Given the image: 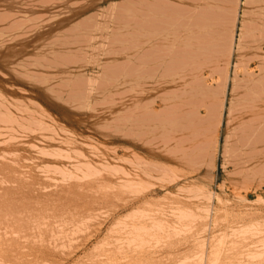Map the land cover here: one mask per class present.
<instances>
[{
	"label": "rangeland",
	"instance_id": "374dc122",
	"mask_svg": "<svg viewBox=\"0 0 264 264\" xmlns=\"http://www.w3.org/2000/svg\"><path fill=\"white\" fill-rule=\"evenodd\" d=\"M242 2L0 0V264H84L105 240L103 264H264V81L239 86ZM195 56L197 73H167ZM53 196L102 226L66 262Z\"/></svg>",
	"mask_w": 264,
	"mask_h": 264
},
{
	"label": "bare ground",
	"instance_id": "6f19581e",
	"mask_svg": "<svg viewBox=\"0 0 264 264\" xmlns=\"http://www.w3.org/2000/svg\"><path fill=\"white\" fill-rule=\"evenodd\" d=\"M240 48H241V45H240ZM11 173V172H10ZM10 175V174H9ZM2 181V180H1ZM7 181V180H6ZM6 183H8V182H6ZM22 185H24L23 183H21ZM26 184V183H25ZM5 185H7V184H5ZM11 185V184H10ZM17 185H18V183H17ZM14 186H16V182H15V184H14ZM19 186V185H18ZM25 186V185H24ZM31 187V186H30ZM68 187V186H67ZM21 188H23V186H21ZM25 188V187H24ZM45 188V187H44ZM59 188V187H58ZM8 190H10L9 188H7ZM20 189V188H19ZM60 189V188H59ZM77 189V188H76ZM14 190H18V189H15L14 188ZM23 190V189H22ZM26 190H27V188H26ZM49 190H51V189H49ZM1 191V190H0ZM20 191V190H19ZM24 191V190H23ZM45 191H47L46 189H45ZM63 191H66L65 189H63L62 190V192ZM110 191V190H109ZM108 191V192H109ZM5 192V191H4ZM44 192V191H43ZM50 192V191H49ZM111 192V191H110ZM7 193V192H6ZM13 193V192H12ZM11 193V194H12ZM23 194H22V197L24 196V192H22ZM26 193V195H27V192H25ZM28 193H29V191H28ZM51 193V192H50ZM57 194V192H54V194ZM64 193V192H63ZM66 193H68V192H66ZM19 194V196H20V194H21V191L18 193ZM61 194V193H60ZM13 195H15V194H13ZM29 195H30V193H29ZM38 195H39V193H38ZM69 196H70V194H68ZM75 195V194H74ZM16 196V195H15ZM15 196H13L14 198H16V200L15 199H12V201H13V204H14V201H17L18 199H19V197H15ZM31 196V195H30ZM40 196V195H39ZM50 196V195H49ZM52 196V195H51ZM57 196V195H56ZM61 196H62V194H61ZM61 196H59V197H61ZM78 196V195H77ZM82 196H84V195H82ZM81 196V197H82ZM0 197H3V196H1V194H0ZM10 197V196H9ZM8 197V198H9ZM21 197V196H20ZM21 197V198H22ZM41 197V196H40ZM43 198H45L46 199V197H44V196H42ZM64 197V196H63ZM72 197V195L70 196V198ZM74 197V196H73ZM80 197V196H79ZM4 198V197H3ZM21 198H20V200H21ZM27 198H29V196L27 197ZM34 198V197H33ZM66 198H67V196H66ZM66 198H63L64 200L66 199ZM84 198V197H83ZM23 199V198H22ZM24 199H25V196H24ZM32 199V198H31ZM31 199H29L28 201H26L27 203H30V201H31ZM38 198H36V200H37ZM40 199V198H39ZM38 199V200H39ZM42 199V198H41ZM63 199H61L60 201H62ZM77 199V198H76ZM4 200H6V199H4ZM20 200H18V202L20 201ZM34 200V199H33ZM32 200V201H33ZM36 200H34V204H35V206L34 207H36L38 204H40L39 202L41 201V200H39V202L38 201H36ZM84 200V199H83ZM86 200V199H85ZM118 200V199H117ZM9 201V202H8ZM11 201V197L9 198V200H7V204L10 206V203H12V202H10ZM21 201H23V202H25L24 200H21ZM32 201H31V203H32ZM35 201L36 202H38V204H36L35 203ZM23 202L21 203V206L23 207L24 206V204H23ZM42 202V201H41ZM63 202V201H62ZM2 203H3V201H2ZM16 203V202H15ZM20 203V202H19ZM27 203L25 204V206L27 205ZM43 203H44V201H43ZM78 203H79V201H78ZM86 203V202H85ZM13 204H11V205H13ZM5 205V203H3V206ZM7 205V206H8ZM16 204H14V206H15ZM19 204H17V206H18ZM83 205V204H82ZM17 206L15 207V208H17ZM20 206V205H19ZM43 205H38V209H40V207H42ZM85 206V205H84ZM83 206V207H84ZM102 206V205H101ZM30 207H32V206H30ZM76 207H78V205L77 204H74L73 203V201H72V199L71 200H65L64 201V203H63V205L62 204H60V202L58 201V197H55L54 198V196L52 197V198H49V200L47 201V203H46V205H44V208H43V210L45 211V213L47 214V215H52V217H53V220H54V222H55V226H57L58 227V232L57 233H61L60 234V236H63L64 235V237L66 236L67 237V243L66 244H59L58 246H57V253L59 254V255H62V258H63V262H66L67 260H69V259H73L75 256H76V254L81 250V249H83L84 247H86L87 246V244L89 243V241L91 240V239H93V238H95L99 233H101V230H102V226L99 224V223H101L99 220H98V217H99V215L96 213V211H94V210H92V209H90L89 210V212L87 213V214H84V215H82L81 213H82V211H79V208L80 207H78V208H76ZM82 207V208H83ZM2 208V207H1ZM9 208V207H8ZM7 208V209H8ZM12 208V207H11ZM14 208V207H13ZM18 208H20V207H18ZM24 208H27V207H24ZM23 208V209H24ZM91 208H92V206H91ZM21 209V208H20ZM31 209V208H30ZM32 209H34V208H32ZM25 210V209H24ZM36 210V209H35ZM84 210H86V209H84ZM100 210V209H99ZM2 211V210H1ZM11 211V210H10ZM12 211H14V209L12 210ZM18 211V210H17ZM16 211V212H17ZM7 212V211H6ZM15 212V211H14ZM21 212V211H20ZM36 212V211H35ZM85 212H87V211H85ZM101 212V211H100ZM12 213V212H11ZM29 213V212H28ZM99 213V212H98ZM9 214V213H8ZM45 214V215H46ZM15 215V214H14ZM23 215H25V213L23 214ZM98 215V216H97ZM107 215V214H106ZM8 216V215H7ZM10 217H11V215H9ZM41 216V215H40ZM21 217V216H20ZM23 217V216H22ZM38 217V216H37ZM41 217H43V216H41ZM45 217V216H44ZM51 217V216H50ZM7 218V217H6ZM19 218V217H18ZM40 218V217H39ZM48 216H47V222H48ZM22 219V218H21ZM45 221H46V219L45 218H43ZM100 219V218H99ZM6 219H4L3 221H5ZM11 220V219H10ZM19 220V219H18ZM43 220V221H44ZM2 221V222H3ZM19 221H21V220H19ZM12 222V221H11ZM14 222H16V221H14ZM10 223V222H9ZM20 223V222H19ZM21 223H22V221H21ZM104 223V222H103ZM115 227V226H114ZM117 227V226H116ZM7 229V228H6ZM9 230V229H8ZM11 230V229H10ZM122 230V229H121ZM3 231H4V233H6V231L3 229ZM54 232V231H53ZM135 232H138V231H136L135 230ZM112 234V233H111ZM5 235V234H4ZM59 234H57V236H58ZM6 236H7V234H6ZM14 236H15V234H14ZM60 236H59V238H60ZM7 237H10L9 235L7 236ZM55 237H56V235H55ZM57 239H58V237H56ZM56 238H54V239H56ZM6 239V238H5ZM110 239V238H109ZM59 240V239H58ZM105 240V239H104ZM113 240V239H112ZM116 240V239H115ZM0 241H1V239H0ZM51 241V240H50ZM65 241V240H64ZM58 242V241H57ZM57 242H55V244L57 243ZM62 242V241H61ZM8 243V242H7ZM51 243V242H50ZM54 243V242H53ZM60 243V242H59ZM115 243L117 244V242L115 241ZM134 243V242H133ZM138 243V242H137ZM219 243V242H218ZM55 244L53 245V246H55ZM131 244H132V241H131ZM50 246V245H49ZM127 247H128V245H126ZM52 247V246H51ZM138 249V248H137ZM120 249H119V246H118V251H119ZM94 251V250H93ZM117 252V251H116ZM126 252V251H125ZM216 253H218V251L216 252ZM114 254L116 255V253H115V251H114V249H113V245L110 243V241H108V240H105L102 244L100 243V246L94 251V253L91 255V256H89V257H87V260L85 261V263L84 264H103V259L105 258V257H107V256H109V255H112V256H114ZM216 255V254H215ZM215 255H214V257H215ZM111 256V257H112ZM211 256L213 257V255L211 254ZM217 256V255H216ZM215 259H213V261H214ZM216 260H217V257H216ZM211 262V261H210ZM45 264V263H44ZM52 264V263H51ZM212 264H214V262L212 263Z\"/></svg>",
	"mask_w": 264,
	"mask_h": 264
},
{
	"label": "crops",
	"instance_id": "0c3cea01",
	"mask_svg": "<svg viewBox=\"0 0 264 264\" xmlns=\"http://www.w3.org/2000/svg\"><path fill=\"white\" fill-rule=\"evenodd\" d=\"M243 12L239 27L238 39L242 37V51L240 53L239 86L244 80L264 81V0H243ZM136 64V63H134ZM259 68V72L247 71L252 65ZM143 62L137 61L138 68ZM144 69V68H143ZM167 73L193 74L198 71V58L195 56L180 62L168 63ZM244 69V72H242ZM235 66L233 71V77ZM238 86V87H239Z\"/></svg>",
	"mask_w": 264,
	"mask_h": 264
}]
</instances>
